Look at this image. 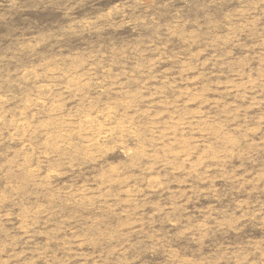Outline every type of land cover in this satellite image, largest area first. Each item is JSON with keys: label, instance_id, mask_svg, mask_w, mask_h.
I'll return each instance as SVG.
<instances>
[{"label": "rangeland", "instance_id": "1", "mask_svg": "<svg viewBox=\"0 0 264 264\" xmlns=\"http://www.w3.org/2000/svg\"><path fill=\"white\" fill-rule=\"evenodd\" d=\"M0 264H264V0H0Z\"/></svg>", "mask_w": 264, "mask_h": 264}]
</instances>
